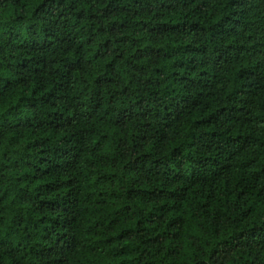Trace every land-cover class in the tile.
Returning a JSON list of instances; mask_svg holds the SVG:
<instances>
[{
	"label": "trees",
	"instance_id": "16d2710c",
	"mask_svg": "<svg viewBox=\"0 0 264 264\" xmlns=\"http://www.w3.org/2000/svg\"><path fill=\"white\" fill-rule=\"evenodd\" d=\"M0 264H264V0H0Z\"/></svg>",
	"mask_w": 264,
	"mask_h": 264
}]
</instances>
